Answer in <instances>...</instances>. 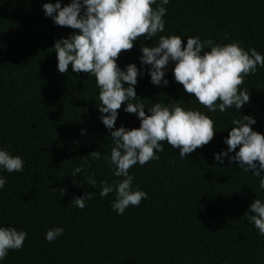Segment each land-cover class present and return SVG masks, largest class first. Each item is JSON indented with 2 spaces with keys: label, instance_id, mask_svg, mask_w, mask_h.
Listing matches in <instances>:
<instances>
[{
  "label": "trees",
  "instance_id": "trees-1",
  "mask_svg": "<svg viewBox=\"0 0 264 264\" xmlns=\"http://www.w3.org/2000/svg\"><path fill=\"white\" fill-rule=\"evenodd\" d=\"M45 2L0 0V147L25 161L22 172L0 173L7 178L0 189V225L27 232L23 248L10 250L0 264H264V236L244 215L256 195L264 198L259 178L227 157L223 164L214 159L227 149L224 138L241 113L254 116L253 130L264 133V68L258 66L240 86L250 92L241 113L208 112L175 81L174 65L166 86L151 83L146 71L138 74L136 99L146 104V114L156 100L174 99L209 115L215 132L183 159L162 141L158 160L132 166L133 187L148 197L117 214L114 193L99 195L100 182L114 179L112 171L88 155L109 154L113 146L96 106L99 89L91 74L73 72L71 65L68 73L58 71L52 46L75 30L54 24L43 11ZM69 2L61 0L62 6ZM165 7V31L152 41L138 37L132 49L122 50V69L130 62L140 68L141 44L151 46L170 33L184 43L195 35L218 43L236 40L264 54V0H170ZM125 104L115 126L139 127ZM91 174L95 188L87 185ZM85 192H93V199L84 208L71 203ZM58 226L63 235L45 240L47 229Z\"/></svg>",
  "mask_w": 264,
  "mask_h": 264
},
{
  "label": "clouds",
  "instance_id": "clouds-1",
  "mask_svg": "<svg viewBox=\"0 0 264 264\" xmlns=\"http://www.w3.org/2000/svg\"><path fill=\"white\" fill-rule=\"evenodd\" d=\"M169 3L170 0H70L62 6L61 0H47L42 4L45 15L54 24L75 30L57 39L52 46L58 71L68 73L71 65L73 72L91 74L99 89L96 106L101 122L110 131L113 146L109 154L102 156L100 151L93 150L88 155L94 160L103 159L112 171L114 179L100 182L99 195L114 193L111 207L117 214H123L130 205L138 206L148 197L146 191L133 187L134 176L129 172L132 166L158 160V153L164 151L162 141L179 149L183 159L208 144L215 132L209 115L198 108H186L174 99L167 103L156 100L148 106L146 114V104L136 99L138 74L144 75L146 71L151 83L166 86L169 83L166 73L174 65L171 70L175 81L185 92L193 94L208 112L234 109L241 113L242 106L250 100V92L240 86L245 77L257 72L258 66L264 68V54L255 47L243 48L239 41L218 43L195 35L187 36L184 43L180 35L170 33L159 35L151 46L141 44L140 68L130 62L122 69L117 63L122 50L132 49L138 37L152 41L165 31V5ZM224 39H228L227 33ZM144 65L150 67L144 69ZM122 102H126L125 112L136 114L139 127L115 126ZM256 122L254 116L242 113L233 118L224 138L227 149L214 153V159L223 164L227 157L245 172L251 170L259 178L258 189L264 190V133L253 130ZM24 164L22 156L0 147V173L22 172ZM83 168L82 164L74 166L71 174L75 176ZM86 180L87 185L96 187L94 174L86 176ZM6 182L7 178L0 175V189ZM91 199L93 192H85L74 197L71 203L84 208ZM244 215L258 229V234L264 236V198L256 195ZM64 231L59 226L48 228L44 239L52 242ZM26 237L23 229L0 225V262L10 250L23 248Z\"/></svg>",
  "mask_w": 264,
  "mask_h": 264
}]
</instances>
